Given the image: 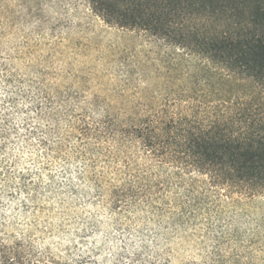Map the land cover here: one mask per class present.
<instances>
[{"label":"rangeland","instance_id":"rangeland-1","mask_svg":"<svg viewBox=\"0 0 264 264\" xmlns=\"http://www.w3.org/2000/svg\"><path fill=\"white\" fill-rule=\"evenodd\" d=\"M189 59L83 4L0 0V264H264V195L116 129L178 116Z\"/></svg>","mask_w":264,"mask_h":264},{"label":"trees","instance_id":"trees-1","mask_svg":"<svg viewBox=\"0 0 264 264\" xmlns=\"http://www.w3.org/2000/svg\"><path fill=\"white\" fill-rule=\"evenodd\" d=\"M24 1L39 11L83 4L190 55L195 71L179 93V115L151 111L116 129L229 192L264 195V0Z\"/></svg>","mask_w":264,"mask_h":264}]
</instances>
